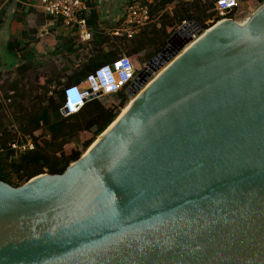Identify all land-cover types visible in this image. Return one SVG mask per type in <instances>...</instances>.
Segmentation results:
<instances>
[{
  "label": "water",
  "instance_id": "water-1",
  "mask_svg": "<svg viewBox=\"0 0 264 264\" xmlns=\"http://www.w3.org/2000/svg\"><path fill=\"white\" fill-rule=\"evenodd\" d=\"M199 32L63 173L0 177V264H264V4Z\"/></svg>",
  "mask_w": 264,
  "mask_h": 264
},
{
  "label": "trees",
  "instance_id": "trees-1",
  "mask_svg": "<svg viewBox=\"0 0 264 264\" xmlns=\"http://www.w3.org/2000/svg\"><path fill=\"white\" fill-rule=\"evenodd\" d=\"M254 1L264 3V0L251 2ZM215 2L216 0H209L208 3L205 0H150L151 21L138 34L129 38L126 35L112 36L102 31H92L91 39H77V44L69 49H75L78 45L90 47L91 52L84 57L81 68L84 77L96 67L121 56V51H126L132 60L140 59V53L146 51L145 57L149 61L167 47L176 25L191 20L199 23L213 18L218 20L219 17H214L216 12H210L215 7ZM68 84L71 83H57L59 86L54 90V95L45 99L42 94L28 97L29 109L25 106L26 95L20 94L19 89L14 86L15 93L11 95L10 104L20 111L15 117L20 125V132L2 131L0 126V177L3 181L20 186L43 173H63L115 121L128 99L124 92L118 93L119 104H103L98 98H94L78 113L64 117L60 111L63 105L60 87ZM18 97L20 101L16 106L12 105ZM29 125L32 127L30 132L27 130ZM34 131L38 133L35 134ZM29 139L34 144L33 148L13 147V144L25 145Z\"/></svg>",
  "mask_w": 264,
  "mask_h": 264
},
{
  "label": "crops",
  "instance_id": "crops-1",
  "mask_svg": "<svg viewBox=\"0 0 264 264\" xmlns=\"http://www.w3.org/2000/svg\"><path fill=\"white\" fill-rule=\"evenodd\" d=\"M84 1L89 7L86 17L91 31L119 36L116 30L131 0ZM77 39L80 38L74 29L67 27L61 19L53 21L46 15L41 0H0L2 131L19 130L20 125L15 120L19 113L10 104L14 86L20 94L26 95L25 106L29 109L28 97L36 94H42L44 99L49 97L56 80L57 83H79L84 78L81 74L83 54H88L90 48L78 45L70 50V46L77 44ZM31 129L29 125L28 132Z\"/></svg>",
  "mask_w": 264,
  "mask_h": 264
},
{
  "label": "built area",
  "instance_id": "built-area-1",
  "mask_svg": "<svg viewBox=\"0 0 264 264\" xmlns=\"http://www.w3.org/2000/svg\"><path fill=\"white\" fill-rule=\"evenodd\" d=\"M150 0H131L125 7L124 17L116 30L117 35L133 37L151 21ZM244 0H216L214 17L210 21L214 24L219 21L235 20L236 12ZM43 11L53 21L61 19L63 23L74 29L82 40H89L92 31L86 17L89 7L84 0H41ZM187 21L183 23L186 24ZM213 24V25H214ZM212 25V26H213ZM197 36L193 34V39ZM138 67L128 55L122 54L115 60L100 65L89 72L79 83H71L60 87L63 96V105L60 109L64 117L78 113L89 101L88 98L97 95L101 98L105 95H118L127 92L136 85L138 80ZM155 74V73H153ZM136 88V87H135ZM14 148H33L34 144L29 139L25 145L13 144Z\"/></svg>",
  "mask_w": 264,
  "mask_h": 264
},
{
  "label": "rangeland",
  "instance_id": "rangeland-1",
  "mask_svg": "<svg viewBox=\"0 0 264 264\" xmlns=\"http://www.w3.org/2000/svg\"><path fill=\"white\" fill-rule=\"evenodd\" d=\"M251 1L252 0H244L243 3H242V5L240 6V8L237 10L236 16H234V17H235V20L238 21L239 23H243L244 21H246L252 14H254L259 9V7L261 5L264 4V3L261 4L258 1H254V2H251ZM205 2L208 3L209 0H205ZM214 8L211 9L210 12L215 11ZM191 21H193V20H191ZM188 22H190V21H187V23ZM196 22H197V24L200 27V32L197 34V36L194 39L198 38L199 35H201L206 29L210 28L214 24V22L212 23L210 20H207L206 22H202V23H199L198 21H196ZM182 25H176V30H175L174 34H176V32H178V30L182 27ZM90 52H91V50H90ZM90 52H87V53L89 54ZM88 54H83V56L85 57ZM119 54H125V55H127L126 51H121V52H119ZM145 54H146V51H143V52L140 53V56H139L140 59H138V58L133 59L134 62H135V64H136V66L139 69L138 74H140L144 70V68L146 67V65L148 63V59L145 57ZM159 72H161V70L158 71V72H156L155 74H152V76L147 80V82L143 86H141V88L138 91V93L141 92L143 89H145V87L151 81H153V79H155L158 76V73ZM58 86L59 85H57V80H56V82H54L52 84V88L50 90L51 91L50 92V96L51 95L52 96L54 95V90L57 89ZM135 87H136V85L133 86L132 89H135ZM124 93H126L127 96H128V99H127V101L125 103V108H126V106L133 100L134 97H132L130 95V91H129V93H127V92H124ZM99 100L103 104H109V105L110 104H119L120 103V97L118 95H105V96L101 97ZM18 101H20V98L19 97L15 100L14 103H12V105H15L16 106ZM123 110H124V108H122L120 112L122 113ZM16 111H17V113H20L19 109H17ZM15 120H16V118H15ZM14 180H16V179H14ZM25 183L26 182L21 183L20 186L23 185V184H25Z\"/></svg>",
  "mask_w": 264,
  "mask_h": 264
},
{
  "label": "bare ground",
  "instance_id": "bare-ground-1",
  "mask_svg": "<svg viewBox=\"0 0 264 264\" xmlns=\"http://www.w3.org/2000/svg\"><path fill=\"white\" fill-rule=\"evenodd\" d=\"M246 21H244L243 23H245ZM199 39V38H198ZM197 38L196 39H194V42H192L191 44H189V45H187L186 47H185V49H184V51H186L187 49H189L197 40H198ZM183 51V52H184ZM166 68H163L162 70H161V72H159L158 73V75L159 74H161L164 70H165ZM145 75V74H144ZM144 75H141L140 76V78L138 79V81L136 82V87H139L140 85H142V83L144 82V80L146 79V76H144ZM149 85V84H148ZM147 87V86H146ZM139 93H141V92H139ZM138 93V94H139ZM137 94V95H138ZM134 99H135V97L133 98V100L126 106V108L124 107V110L122 111V113L118 116V118L111 124V126L108 128V130L112 127V126H114L115 125V123L126 113V111L130 108V106L132 105V103L134 102ZM107 130V131H108Z\"/></svg>",
  "mask_w": 264,
  "mask_h": 264
}]
</instances>
